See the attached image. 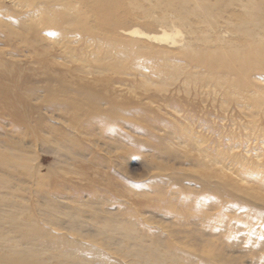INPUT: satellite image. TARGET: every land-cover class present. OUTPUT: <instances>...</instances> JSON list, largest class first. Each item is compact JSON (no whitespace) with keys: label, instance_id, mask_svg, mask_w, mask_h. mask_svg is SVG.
<instances>
[{"label":"rangeland","instance_id":"1","mask_svg":"<svg viewBox=\"0 0 264 264\" xmlns=\"http://www.w3.org/2000/svg\"><path fill=\"white\" fill-rule=\"evenodd\" d=\"M164 13L165 24L157 21ZM116 17L120 21L92 34L98 19L84 0H0V59L13 66L16 77L18 70L27 71L21 77L25 88L43 84V74L34 72L37 48L57 72L111 76L126 98L117 104L121 117L110 119L113 126L83 116L87 134L42 104L41 133L61 138L75 154L21 139L25 128L0 118L10 134L0 130V140L17 142L41 175L55 174L47 177L46 190L53 189L57 202L69 208L59 211V224L51 226L37 215L41 199L23 189L36 187L27 177L12 175L11 190L28 199L37 224L54 229L58 245L75 253L74 259L216 264L195 256L209 242L210 253L222 251L230 264H264V38L244 45L234 22L196 24L202 16L193 14L179 20L155 0H126ZM173 21L185 37L182 45L123 31L138 25L154 33ZM222 30L230 34L218 36ZM102 66L108 70L98 71ZM37 93L43 100L45 92ZM58 126L66 132L50 131ZM74 133L83 139L80 149L71 142ZM204 173L211 174L213 185L204 184ZM217 176L234 186H215ZM5 192L9 189L0 188V208L7 211ZM88 205L99 209L100 217H93ZM68 210L79 216L69 217ZM8 230H1L7 236L0 235V242L9 234L23 237L19 227Z\"/></svg>","mask_w":264,"mask_h":264},{"label":"bare ground","instance_id":"2","mask_svg":"<svg viewBox=\"0 0 264 264\" xmlns=\"http://www.w3.org/2000/svg\"><path fill=\"white\" fill-rule=\"evenodd\" d=\"M155 1L159 5L163 4L166 9H169V12L171 11L173 14L175 13L177 19L179 20H184V18H188L193 14L194 16H202L201 20H195L196 24H200L202 21H205L209 22L211 25L215 24L218 27L221 26L218 18L230 20L235 23L234 31L243 34L244 40L242 42H244V45L248 46L252 42L257 40L259 41L264 38V0ZM84 4L86 7L92 9V12H94L96 18L98 19V24L96 25L97 27H94L95 31L92 33L96 34L111 27L113 20L120 21V19L116 16L125 8L126 0H84ZM165 14L166 13L162 14L157 21L164 24L167 23V14ZM213 17H215L216 20L211 22L212 20L210 18ZM171 23V28H167L164 24H161L162 27L160 30L154 33L147 32L138 25H133L130 29H125L123 31L126 35L146 38L149 41L164 43L171 47L180 44L182 45V42L185 39L182 30L174 23V21ZM227 33H229L227 30H222L220 33L221 35L218 33V36L223 37ZM36 49L37 48H34L33 50V57L38 63V67L34 69V72L43 74L42 85L32 83L31 88H25L21 77L26 78L27 71L18 70V78L13 74V71L15 70L12 69L13 66L0 59V118H8V124L13 127L25 128L21 139L34 138V140L39 144H50L54 146L56 150L69 151L71 154H75L78 152L76 148L67 144L61 138H57L54 135H51V137L44 136L41 133L44 129L42 122L45 120V118L42 117V104L46 103L52 111L56 112L73 124L76 131L81 134H87L89 132V128H87V126H85L82 122L81 119L83 116H91L96 122L104 124L108 123L112 124V126L115 124V121L113 124V121L110 119L120 116V113L117 111L122 107L118 108L120 105L117 104L126 101V98L122 93L123 89L120 87L116 88L113 85L115 80L111 76L105 77L93 75V77L89 78L85 75H79L74 69H70L65 72H57L54 70V64L47 58L45 54L46 52L44 50L40 51ZM215 69L216 68H214V70ZM105 70H108L105 66L98 69L100 72ZM237 72L239 74H243L244 71H239L237 68ZM27 79L30 80V78ZM54 83L58 86L54 87ZM39 90H43L45 92L43 100L39 99L40 96H38L37 93ZM246 92L248 93L249 89H246ZM38 99L39 101H36ZM102 102L108 104L106 109L101 108ZM59 127L60 126H58V128L50 127V131L57 134L66 132V130ZM0 130L7 136L10 135L1 125ZM81 134L74 133L70 136L71 142H73L79 149L81 148L80 143L83 141V139H81ZM32 160H34V158L30 157L26 150L19 146L17 142L8 138L0 140V188L9 189V192H5L4 195L7 196V198H10V201L7 199V202L5 203L7 207L9 206V209L6 211L0 208V235L7 236L3 231H1L4 228L9 229L7 232L9 234V232L12 233L15 231L14 228L19 227L23 232V237L21 239H25L24 243H21V239L9 234V236L5 239V242H0V264H131L128 261L106 262V260H97L92 262L87 258L76 259L75 257L74 259L71 256H74L75 253L73 254L64 250L61 244L58 245L59 237H56L54 229L47 227L46 225L42 226L39 223L37 224V221L31 211L32 207L25 203L28 202V199L23 198L21 194H17L11 190V188L15 187L11 181L12 175L17 173L19 176L27 177L34 184V186H36L33 188L28 185L23 189L25 192L31 193V195H33L32 192L36 193L38 199H41L40 202L44 207L37 209V215L42 218L45 224H49L51 226L59 224V222H57V220H59V218H57L59 211L69 207L63 206L57 202L58 197L53 189L46 190V187L50 188L51 186L47 185V177H53L55 174L51 172L49 176L41 175L38 166H32ZM204 175L205 176L202 178L204 184L208 186L213 185L211 182L212 178H210L211 174L204 173ZM218 178L220 182L216 181V184H214L215 186L221 189H224L226 185L231 187L234 186L229 178H223L222 176ZM17 197H20V200L24 201H18L15 199ZM88 206L90 207V205ZM91 206L92 207L90 208L93 209V212L90 214L92 215L93 213V217H100L99 213L101 211L93 205ZM12 207L14 208L13 210ZM64 214L71 218L77 215L79 216L76 211L72 210L65 211ZM24 215L27 217V220L23 218ZM52 218H56V220H53ZM21 220L24 222H21ZM5 221H10L13 224ZM190 234L195 235V232ZM25 241L27 244H25ZM33 241H38L39 243L37 245H32L31 242ZM155 241L157 243H162L159 239H156ZM11 242H14V244ZM208 246L209 242L201 247V249L195 250L199 252V254L195 255L196 258L203 261L211 260L216 264H230L229 260H226L222 251H219L216 255H214L210 253V248H208ZM155 253H157L156 250L152 251V255L156 256ZM135 256L142 257L143 253L137 252ZM133 264L136 263L134 262Z\"/></svg>","mask_w":264,"mask_h":264}]
</instances>
